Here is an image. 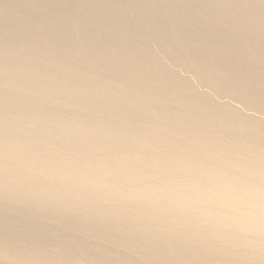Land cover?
Listing matches in <instances>:
<instances>
[{
    "label": "bare ground",
    "instance_id": "6f19581e",
    "mask_svg": "<svg viewBox=\"0 0 264 264\" xmlns=\"http://www.w3.org/2000/svg\"><path fill=\"white\" fill-rule=\"evenodd\" d=\"M0 264H264V0H0Z\"/></svg>",
    "mask_w": 264,
    "mask_h": 264
}]
</instances>
